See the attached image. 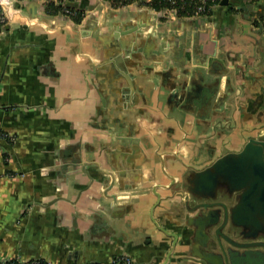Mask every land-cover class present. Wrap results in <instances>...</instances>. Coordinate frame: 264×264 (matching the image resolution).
Instances as JSON below:
<instances>
[{"label": "crops", "instance_id": "1", "mask_svg": "<svg viewBox=\"0 0 264 264\" xmlns=\"http://www.w3.org/2000/svg\"><path fill=\"white\" fill-rule=\"evenodd\" d=\"M37 1L10 0L0 34V130L13 137L0 140V256L164 264L176 234L167 264L262 257L264 227L242 238L244 210L231 218L241 180H227V161L212 167L264 136V0L190 18L76 0L80 23ZM133 34L139 51L124 56ZM197 70L219 80L212 112L180 99L198 100Z\"/></svg>", "mask_w": 264, "mask_h": 264}, {"label": "water", "instance_id": "2", "mask_svg": "<svg viewBox=\"0 0 264 264\" xmlns=\"http://www.w3.org/2000/svg\"><path fill=\"white\" fill-rule=\"evenodd\" d=\"M42 1V0H40ZM38 6V1L35 0ZM229 0H220V5H228ZM92 7V6H91ZM94 7V6H93ZM92 7V8H93ZM190 18V17H186ZM124 25V31L126 30V34L136 33L137 28H134L129 23H123ZM136 37L137 35L133 34L130 38V45L123 46V49L121 50L123 52V55H127L128 53H132V55H135L139 51V49L136 46ZM164 52V51H162ZM136 58V57H135ZM122 61V62H121ZM117 66L122 71L125 70V63L123 60L119 59L117 61ZM125 72V71H124ZM194 73L198 75L201 81H203V86L196 91V97L198 100H193L192 94L187 93V96L184 97V93L181 94L180 98L183 101V104H189V106H196V110L200 111H210L216 109V103L219 99L218 90H219V80H209V71H201L197 70ZM127 86L123 87V90H118L117 93L118 96H116L115 100L120 103H124L125 100H129V94L133 92V83L126 79ZM205 82V83H204ZM126 103V102H125ZM124 107H116V110H123ZM236 155V154H235ZM234 155V156H235ZM231 156L226 157V159L221 158L217 160L213 164V169L221 163H225L227 161L228 165V173L226 175V178L229 182H236L237 180H241L240 184H234L230 188V191L237 192L238 193V202L234 206L230 208L231 212V218L236 223L234 218L236 217V213L241 212L244 210V219L241 221L238 225L239 228H241V231L244 230V228L247 231H243V234L245 235V238H254L258 235V232L263 230L264 227V136H260L259 138H250L244 145V148L241 152H239L236 157L231 159ZM238 164V165H237ZM241 167H237L240 166ZM219 166V165H218ZM211 171L210 169H207L204 173H202L203 177L200 179L201 181L207 179L212 180V175H209L206 177L207 173ZM244 208V209H243ZM105 223V222H104ZM106 225V224H105ZM175 240L172 243V246L170 250L168 251L166 257H165V263L167 264L170 254L176 244V234H171ZM233 252V251H232ZM251 252H233L229 253V264H240V263H246L244 261V257L247 254H250ZM186 255V254H185ZM257 255V254H256ZM192 256L187 257L189 259L195 260L194 258H191ZM260 260L256 264H264V255L262 257H259ZM198 264H201V262ZM255 264V263H252Z\"/></svg>", "mask_w": 264, "mask_h": 264}, {"label": "trees", "instance_id": "3", "mask_svg": "<svg viewBox=\"0 0 264 264\" xmlns=\"http://www.w3.org/2000/svg\"><path fill=\"white\" fill-rule=\"evenodd\" d=\"M44 6V12L47 15L54 16L57 14H65V10L69 11V18L75 23H80L84 14V7L77 6L75 4L76 0H42ZM86 3L88 0H82ZM110 5L113 8H119L131 3L144 4L151 7L154 10H163V9H176V15L178 17H192L195 6L198 4L199 0H109ZM210 3H216L215 1L207 0ZM219 3V2H218ZM213 10L205 11L204 15H209ZM2 133L6 134L3 138L8 142L13 141V137L4 130H1ZM6 157L4 156V163H6ZM33 261H38L39 264H46L43 259L29 260L22 263L20 261L13 260V264H31ZM91 264V263H88ZM113 264V263H112Z\"/></svg>", "mask_w": 264, "mask_h": 264}, {"label": "built area", "instance_id": "4", "mask_svg": "<svg viewBox=\"0 0 264 264\" xmlns=\"http://www.w3.org/2000/svg\"><path fill=\"white\" fill-rule=\"evenodd\" d=\"M107 1L108 3H110L109 0H104ZM211 1H215L216 3H210L207 0H199L198 4L195 6V11L192 15V17H197V16H204V12L208 11V10H213L216 5L218 4V2L220 0H211ZM10 5V0H0V34L2 33V29L5 26V24L7 23V14L5 11V8L8 7ZM171 10H174L176 12L175 8H171ZM65 16L69 17V11L65 10ZM6 136V134L2 133V131L0 130V140H4L3 138ZM13 260L16 261H20L22 263H25V261L20 260V259H11V258H2L0 256V264H13ZM117 260L121 261L123 264H136L134 262V260L130 257V256H122L120 258H117ZM46 264H51L48 261H45ZM31 264H39L38 261H33Z\"/></svg>", "mask_w": 264, "mask_h": 264}, {"label": "flooded vegetation", "instance_id": "5", "mask_svg": "<svg viewBox=\"0 0 264 264\" xmlns=\"http://www.w3.org/2000/svg\"><path fill=\"white\" fill-rule=\"evenodd\" d=\"M243 231H247L245 228L244 230L241 231V228H239V232H240V236L243 238L245 235L243 234ZM258 236H256L257 238ZM251 255H246V256H243L244 257V261L246 262V264H252V263H258L260 258L261 257L260 255L257 254V251L253 252V251H250ZM257 254V255H256Z\"/></svg>", "mask_w": 264, "mask_h": 264}]
</instances>
